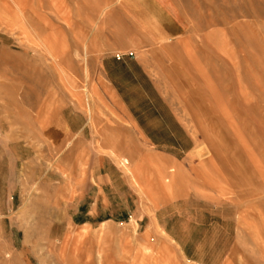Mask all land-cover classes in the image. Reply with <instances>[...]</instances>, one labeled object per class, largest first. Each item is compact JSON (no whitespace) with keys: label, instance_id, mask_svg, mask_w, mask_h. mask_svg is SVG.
<instances>
[{"label":"rangeland","instance_id":"374dc122","mask_svg":"<svg viewBox=\"0 0 264 264\" xmlns=\"http://www.w3.org/2000/svg\"><path fill=\"white\" fill-rule=\"evenodd\" d=\"M132 1L24 0L21 18L0 0V264H264V0H160L177 38ZM107 54L145 62L196 139L200 165L157 214L119 177L141 151L118 135ZM239 89L246 104L230 125L222 114ZM102 152L116 164L92 218ZM182 231L190 245L172 239Z\"/></svg>","mask_w":264,"mask_h":264},{"label":"crops","instance_id":"0c3cea01","mask_svg":"<svg viewBox=\"0 0 264 264\" xmlns=\"http://www.w3.org/2000/svg\"><path fill=\"white\" fill-rule=\"evenodd\" d=\"M145 1L146 3L143 0L142 3L132 1L126 5L134 9L136 6H140L142 9L160 11L158 15L157 13L153 14L157 16L158 19L156 20L174 34V38L179 37V32L183 27L175 16L169 13L166 15L167 12L164 11L163 2L160 0ZM120 57L115 58L112 54L102 57L101 72L105 80L103 86L110 92L112 106L116 111L117 118L120 116L121 126L118 124L120 127L118 135L122 136V144L135 143L134 148L141 151V153L139 152L141 156L135 163L128 164L129 170L127 173L131 180L128 175L122 172L119 173V177L121 181L127 183L128 189L134 193L141 191L143 197H148L150 202L156 204L153 207V212L157 214L164 208L163 201H169L170 198L173 201V198L176 199L182 196L183 187L186 186L183 185V172H186V170L194 171L193 168L200 165V162L193 158L196 139L169 103L158 84L159 78L155 76L154 79L152 77L148 65L137 55H134L133 59L126 56ZM151 58L157 59L158 57L153 56ZM116 120H114V123ZM84 128H80L78 133L75 134H82ZM65 134H67V131H64L63 135ZM123 148L125 149V147ZM103 149L107 151L115 150L110 147ZM99 156L100 162L97 164L99 172L98 174L96 172L92 174L94 189L98 194L91 206L92 211L88 213L92 218L95 217V213L100 212L99 209L95 210L97 206L103 207L104 204L106 205L104 202L107 200L105 188L111 183L106 166L116 164L112 157L105 152H102ZM166 177L171 179L169 187L158 181L163 178L165 182ZM190 188L195 190L192 185ZM117 213V208L111 210L103 221H110L113 215ZM178 213L179 211L175 207H171L170 216H175ZM160 222L162 223V221ZM173 226H177V222ZM164 231L170 236V231L168 232L166 228ZM172 239L179 246H185L189 244L191 234L182 231L179 239L177 235L176 237L172 236ZM219 256L223 257L224 255L222 253Z\"/></svg>","mask_w":264,"mask_h":264},{"label":"bare ground","instance_id":"6f19581e","mask_svg":"<svg viewBox=\"0 0 264 264\" xmlns=\"http://www.w3.org/2000/svg\"><path fill=\"white\" fill-rule=\"evenodd\" d=\"M24 0H2V6L4 8H6V5L8 6L9 4L15 6L18 10V13L20 14L19 16L21 18H24L26 15V12L24 10L23 7V3ZM53 7V6H52ZM108 8V7H107ZM29 9V8H28ZM53 9V8H52ZM104 10V9H103ZM102 10V11H103ZM5 16L6 13L2 12ZM37 15V13H36ZM16 16V15H15ZM64 17V16H63ZM99 19V18H98ZM97 19V20H98ZM76 20V19H75ZM97 22V21H96ZM33 25V24H32ZM37 22H34V31L38 32L37 30ZM26 33V32H24ZM44 39V38H43ZM39 42V41H38ZM36 45V44H35ZM39 47H42L46 53L51 57L52 61L54 62V64H59L58 59H56L55 54L56 52V47L53 45L52 41L50 40H41L38 43ZM58 52L60 50H57ZM45 87V86H44ZM240 90V89H239ZM39 93V92H38ZM237 99V101H236ZM246 104V99H245V92L243 91H238V93H236L235 97L231 96V98H227L226 103H225V108H226V112L222 114V118L225 117L226 121L231 125L233 124L232 122L235 120H241V107ZM237 107V108H236ZM228 108V109H227ZM89 118V117H88ZM92 117H90L88 120L90 121ZM120 161V160H119ZM121 163V162H120ZM122 166H125L124 163H122ZM120 165V164H119ZM128 166V165H127ZM130 166V165H129ZM131 173V172H130ZM132 176V175H131ZM132 178V177H131ZM134 180V179H132ZM134 182V181H133ZM135 183V182H134ZM137 184V183H136ZM135 184V185H136ZM137 186V185H136Z\"/></svg>","mask_w":264,"mask_h":264}]
</instances>
